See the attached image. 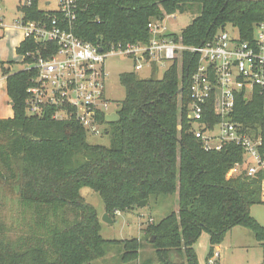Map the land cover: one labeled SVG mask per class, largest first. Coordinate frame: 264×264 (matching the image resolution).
<instances>
[{
	"label": "trees",
	"instance_id": "trees-1",
	"mask_svg": "<svg viewBox=\"0 0 264 264\" xmlns=\"http://www.w3.org/2000/svg\"><path fill=\"white\" fill-rule=\"evenodd\" d=\"M41 2L47 0L19 6L24 20L53 15L39 8ZM194 11L198 15L179 36L183 45L199 46L228 25L248 41L264 19V1L80 0L73 33L105 51L147 43L150 22ZM35 48L42 50L23 41L16 53ZM194 60L185 52L181 72L174 62L160 79L155 66L147 79L134 72L119 75L125 92L119 121L100 118L109 127L108 147L90 144L83 128L54 121L51 111L28 115L33 71L11 72V64H3L0 77L13 115L0 119V264H92L109 246L121 247L122 262H137L139 240L101 237L98 214L80 194L84 187L99 195L112 221L142 201L177 195L178 211L146 228L159 264H199L194 246L202 233L208 235V261L235 227L252 231L264 252V226L250 215L263 203L262 177L226 178L244 158L241 147L228 144L207 152L191 133L187 110ZM231 121L246 135L259 136L264 153V94L255 91L247 101L238 95Z\"/></svg>",
	"mask_w": 264,
	"mask_h": 264
},
{
	"label": "built area",
	"instance_id": "built-area-1",
	"mask_svg": "<svg viewBox=\"0 0 264 264\" xmlns=\"http://www.w3.org/2000/svg\"><path fill=\"white\" fill-rule=\"evenodd\" d=\"M79 1L47 0L48 6H55L48 10L52 16H47L46 20H24L21 13V18L15 22L24 42L42 47V50L35 48L21 55V70L34 74L32 85L26 90L28 115L43 116L51 111L54 121L76 123L87 135L99 136L105 125L100 118L110 114L105 95L107 59L130 60L135 71L146 70L150 77L154 66L166 71L174 62L181 72L183 54L187 52L195 57L187 110L191 133L207 152L221 151L228 144L241 147L244 158L229 169L226 178L261 176L264 200L261 139L246 135L242 125L231 121L238 95L247 101L255 91L264 94V19L254 26L248 41H243L236 30L225 29L195 47L183 45L179 36L174 40L163 22L154 21L147 25L150 35L147 43L118 44L104 51L73 33ZM30 4V0H25L22 6ZM1 24L0 19V28ZM3 64L0 61V74ZM209 108L211 111L207 113ZM219 255V250L215 249L207 264H217Z\"/></svg>",
	"mask_w": 264,
	"mask_h": 264
},
{
	"label": "rangeland",
	"instance_id": "rangeland-1",
	"mask_svg": "<svg viewBox=\"0 0 264 264\" xmlns=\"http://www.w3.org/2000/svg\"><path fill=\"white\" fill-rule=\"evenodd\" d=\"M25 0H0V61L11 64L10 71L16 72L23 68L22 56L16 53V49L23 41L22 31L15 27V22L21 18L18 8L24 5ZM44 11L53 10V4L47 5L44 2L39 4ZM197 11L185 14L167 16L163 25L168 33L181 35V31L188 26L197 16ZM228 31L235 32V29L228 25ZM104 69L107 74L105 94L109 102L108 113H117L119 104L124 99V89L119 83V75L134 72L140 79H147L149 73L146 70L135 71L134 64L130 60L119 57H111L105 61ZM165 68L159 69L156 77L160 79ZM5 80L0 79V113L10 117L12 109L9 98L6 94ZM7 96V100L5 99ZM109 129L103 126L102 134L99 136L87 135V141L93 145L109 146L110 137L105 134ZM82 198L91 205L97 212L100 221V235L106 241H123L137 239L141 242L140 254L137 262H122V249L120 246H109L105 256L92 264H159L154 248L147 242L149 236L146 228L151 223H158L160 220L178 211L177 195L151 199L143 208L136 207L134 210L121 213L115 216L111 224L102 220L104 205L99 195L89 188H82ZM262 204L253 206L250 215L261 226H264V200ZM209 250L208 235L202 233L194 246V251L199 264H207L206 258ZM219 264H264V252L260 244L255 240L252 231L243 227H235L227 233L220 247Z\"/></svg>",
	"mask_w": 264,
	"mask_h": 264
},
{
	"label": "water",
	"instance_id": "water-1",
	"mask_svg": "<svg viewBox=\"0 0 264 264\" xmlns=\"http://www.w3.org/2000/svg\"><path fill=\"white\" fill-rule=\"evenodd\" d=\"M99 51H102L101 49H99ZM181 92V90H180ZM10 106H11V103H10ZM119 121V116L117 113H111V114H108L105 116V122L106 123H116ZM148 201H142L138 204V207L139 208H143L147 205ZM102 220L105 222V223H109L111 224L112 223V220L108 218L107 214L104 213L103 217H102ZM150 242H153V237L150 238Z\"/></svg>",
	"mask_w": 264,
	"mask_h": 264
},
{
	"label": "crops",
	"instance_id": "crops-1",
	"mask_svg": "<svg viewBox=\"0 0 264 264\" xmlns=\"http://www.w3.org/2000/svg\"><path fill=\"white\" fill-rule=\"evenodd\" d=\"M251 1H255V0H251ZM264 1V0H263ZM106 95V94H105ZM6 100L8 99L7 98V96H6V98H5ZM1 107V106H0ZM5 114H1L0 113V119H5V118H11L12 117V115H13V113L11 114V116L10 117H5L4 116ZM105 213V212H104ZM119 214H121V213H116V215H119ZM220 247H221V245L220 246H218V247H216L215 249H217V250H219L220 251ZM219 261V260H218ZM217 264H219L218 262H217Z\"/></svg>",
	"mask_w": 264,
	"mask_h": 264
}]
</instances>
